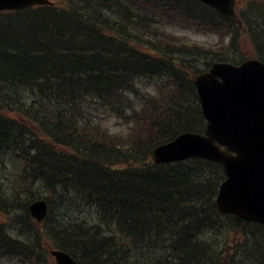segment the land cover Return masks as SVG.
Wrapping results in <instances>:
<instances>
[{
  "label": "trees",
  "instance_id": "1",
  "mask_svg": "<svg viewBox=\"0 0 264 264\" xmlns=\"http://www.w3.org/2000/svg\"><path fill=\"white\" fill-rule=\"evenodd\" d=\"M53 1L0 13V101L11 104L0 102V163L17 170L0 194V264H53L50 248L79 264H264V226L213 205L220 165L150 157L204 130L193 75L264 63V3L250 1L239 28L194 0ZM171 28L223 44L186 45ZM40 197L49 215L38 227L28 207ZM87 198L96 223L53 221Z\"/></svg>",
  "mask_w": 264,
  "mask_h": 264
},
{
  "label": "water",
  "instance_id": "2",
  "mask_svg": "<svg viewBox=\"0 0 264 264\" xmlns=\"http://www.w3.org/2000/svg\"><path fill=\"white\" fill-rule=\"evenodd\" d=\"M230 21L238 22L235 0H196ZM49 4L48 0H0V11ZM206 120L203 135L184 133L152 152L156 164L203 158L222 164L227 181L215 202L225 214L264 225V64L239 67L213 64L193 78ZM224 148V149H221ZM36 222L46 216L40 201L29 208ZM56 264H77L69 255L51 251Z\"/></svg>",
  "mask_w": 264,
  "mask_h": 264
},
{
  "label": "rangeland",
  "instance_id": "3",
  "mask_svg": "<svg viewBox=\"0 0 264 264\" xmlns=\"http://www.w3.org/2000/svg\"><path fill=\"white\" fill-rule=\"evenodd\" d=\"M262 3H264V0H260ZM264 5V4H263ZM241 12H242V8H241ZM170 30V34L171 36L176 37L177 39H180L184 42V44L186 45H203V46H207L208 47H220L223 44V41H221V38L218 36H214L212 34H195L193 32H181L175 28H171ZM182 38V39H181ZM241 48H245L244 46L241 45ZM151 95H155L154 89L148 88ZM1 102V101H0ZM2 102H5V104L7 105H11L8 102H6L5 100H2ZM1 102V103H2ZM12 109H14V106H11ZM116 121L115 120H109L107 121V126L109 127V130L112 131H123L126 130L127 127L123 126V125H119V124H115ZM66 149L62 148L59 151H63L61 154L64 153ZM29 158V156H27ZM57 164V162L55 163ZM6 168H7V173L3 172L0 173V194H2L4 191H8V187L10 185V182L12 180V175L11 172L9 170L8 164L6 163ZM81 200L80 202H74L72 203V207L75 208V211H73V213L77 214V216L79 215L78 212L81 210H85L82 211L81 215H83L84 213H88L85 214L83 216L87 217L88 219L92 220L93 217H90V214H95L96 213V208L89 206V202H93L90 199H79ZM214 200V199H213ZM37 201V200H35ZM34 201V202H35ZM61 212V210L59 211ZM93 216V215H92ZM3 264H7L6 262Z\"/></svg>",
  "mask_w": 264,
  "mask_h": 264
},
{
  "label": "bare ground",
  "instance_id": "4",
  "mask_svg": "<svg viewBox=\"0 0 264 264\" xmlns=\"http://www.w3.org/2000/svg\"><path fill=\"white\" fill-rule=\"evenodd\" d=\"M32 96V95H31ZM9 116H11V117H14V115L15 114H13V113H9L8 114ZM17 118H20V119H22L21 117H17ZM45 142H47V140H45ZM55 147H58V145H56ZM6 163L8 164V167H9V170H10V172H11V175H12V180H11V182H10V185H9V188L11 187V186H15V185H12V181H14V180H16L17 181V177L15 176V175H13V173L14 174H17V170H16V168L12 165V160H4L2 163H0V173H3V172H6L7 173V168H6ZM40 183V182H39ZM39 185V184H38ZM38 185H36V188H39L40 189V186H38ZM35 188V187H34ZM37 190H35V192H36ZM7 193V191H4L2 194L4 195V194H6ZM8 195V194H7ZM38 194H36L35 196H37ZM10 196V195H9ZM39 200H45L44 198H42V197H40V198H38L37 199V201H39ZM32 203H34V201L32 202ZM73 211H75V208H73L72 207V203H67L66 204V206L64 207V210H62L61 212H58L57 213V215H55L56 217H54V219H53V221H57L58 222V220H57V218H58V216H63V214H68V215H71L72 217H74L75 219H77V218H80L82 215V211H85V210H81V211H79L78 212V216H77V214H75V213H73ZM96 211V210H95ZM98 214V212L96 211V213L95 214H92L93 216H98L97 215ZM225 216H233V215H231V214H225ZM234 217V216H233ZM82 220H84V225H86V226H90V225H92V224H94V223H96V217L94 218H92V220H90V219H88L87 217H85V216H82ZM59 219V218H58ZM113 256V255H112ZM120 262V261H119Z\"/></svg>",
  "mask_w": 264,
  "mask_h": 264
}]
</instances>
